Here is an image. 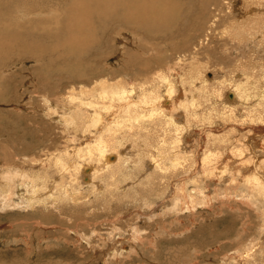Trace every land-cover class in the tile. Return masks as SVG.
Segmentation results:
<instances>
[{
	"label": "rangeland",
	"instance_id": "374dc122",
	"mask_svg": "<svg viewBox=\"0 0 264 264\" xmlns=\"http://www.w3.org/2000/svg\"><path fill=\"white\" fill-rule=\"evenodd\" d=\"M234 1H236V0H233L232 2H234ZM70 2H71V0H42V6L40 5V7H41L42 13H43V15L41 16V18L44 21V22H42L44 24L43 30H46V29L54 26V25H52V24H54L52 22V17H56L60 14H63L64 10H65L64 12H67L69 9L66 7V5ZM238 3H239V1H238ZM262 3H264V0H262ZM56 5H57V7H56ZM238 5L239 4H237V7L240 6V5L239 6ZM240 7L242 8V10L243 9L245 10L244 6L243 7L240 6ZM234 10H235V8H234ZM58 12H59V14L57 15ZM237 13L239 14L240 11H238ZM260 16H261L260 19L258 18V20H257V23H258L257 25H258V27H260V29H254L253 27L251 29V32H253V34L255 32H257V34H258V35L257 34L254 35V37H253L254 44L252 46H250L251 48H247V51L249 49H251L252 51L251 50H249L248 52L246 51V53H248L249 56L252 57V59H253V55H254L253 60H255V61H258V60L264 61V38H263L264 37V30H263L264 29V14H262ZM62 18H64V15L62 16ZM262 30H263V32H262ZM180 31H181V27L178 26L177 28H170L168 30L162 31L161 33L159 32L161 35L162 34L163 35H168V34L170 35L171 34L170 36H172V34L177 33V36H175V38H174L175 47L173 45L171 47H169L167 45V42L165 41L166 45L165 44H159V45H163V46L168 47V48L162 49L163 53L161 52L162 50H160L161 53L155 52L154 54H147V55L144 54L145 52L143 51L142 44L143 45L151 44L153 42V41H151V39L152 40L155 39L154 37L159 34L158 32L153 34V35L149 33V36H147V34H146L143 41H142V39L140 40V42L142 44L139 43V46L137 45L138 41L136 39H134L133 36L130 37L129 35H124L123 38L120 36H119L120 37L119 38L117 35H115V36L113 35V36H110L109 38H105V39H102V37H101V39H99L101 42V45H103L104 42L105 43H104L103 47L102 46L100 47L99 50L101 51L100 52L101 54L104 53V56H103L104 58L103 57L100 58L101 62H98L97 65L99 67H101L103 71H104V66L101 65V64H104L103 62H105V64H104L105 66L108 64V66L110 68H113V71L116 69H120L121 68V59H124L122 57L123 56L126 57V55L129 56V53H130V51L132 53V50L136 51L135 54L137 53V55L139 56V58L141 60L143 58H148L149 55L151 57H154V55H156L155 57H159V55H160V57H165L168 54V56H166V57L171 58V59L168 58L171 61L170 66H172V65L175 66L174 63L177 64L178 62L182 63V64L184 63L183 65L177 64L180 66L189 65L191 63L190 61H187V62L181 61V60H179L178 55L175 54V56H174V53H173L174 52L173 50L175 48H177V49H175V51L179 50L180 47L184 44V43H182V42H184V35L181 37V35L179 34ZM101 35L102 34H99V36H101ZM150 35L152 38L150 37ZM262 35H263V37H262ZM222 36L223 37L218 36L216 38L214 36L213 39H212V37H211V39L207 38V40H205V42L203 43L204 45H202V47H207L213 42L217 43L216 47L214 46V43H213V45L211 44L212 45L211 48H213L212 50H210V51H212L211 53H206V52L205 53H199L197 56V59L199 60L198 65L202 64V69L204 66H206L205 69L207 72H205L206 75L204 74V77L206 76L205 77L206 79H211V78L213 79L214 74L219 75L220 73H222L221 75H223L225 71H226V73H225L226 75H228L229 77L232 76L231 78H235L237 76V73L232 74V72H230L229 70L223 69V65H218L216 63V56H220L218 54L222 50V49L219 50V48L222 47L221 45H223V42L225 40H228V41L230 40L226 36H224V35H222ZM258 36H260V37H258ZM60 37H61V35L59 36V38ZM111 37H113V40ZM114 37H116V38H114ZM178 37L180 39H178ZM52 38H50V37L46 38L45 37L44 41H42V43L44 44V49H45L44 53L42 54L43 55L42 61H38V63H37V62H33V61L27 59L26 60L27 63H22V65H20V66H14L13 67V65H11V64H5V65H3L4 67H2L0 70V78H1V82H0V118H1V120H2V118H6V119L8 118L7 120L10 121L11 123H13V125L18 123V124H20V127H22L24 124H27L26 125L27 128L24 129L23 133H21L22 131L12 129L13 134H11L9 128H11V127L14 128L13 125L11 127H7L8 132L3 131V133H0V139H1L0 141L5 140L3 143L8 141V142H6L7 147L5 149H2L3 151L1 150L3 155L0 153V173L3 170L2 171L3 173L0 174V177H3V176L5 177L8 175H11L10 172H12L14 174V176L17 177V178L14 177L13 179H15V181L21 180V181H19L20 183H22V180H24L26 177H27L25 179L26 181H23V183L27 182V179L29 180L30 177L37 176L36 174H38L41 177L43 174V176L46 177V179L48 180L47 181L45 179L42 182L43 179L41 180V178L40 179L38 178L40 180L38 183H40V184H39V186H37L35 188H38V190L40 189L42 195H43V192H45V193L43 195V199H41L42 197L40 198L42 200L41 203L40 202L36 203L37 205L34 204L35 207L32 206L34 209L32 207L30 208V206L26 207V205H29L31 203L29 201L28 202L26 201L25 202L26 204H25L23 201H21L19 199V196L23 195L24 192H25L24 195L28 194L27 196H29V195L33 196V190L35 188L32 189L30 187H27L28 188L27 189V188L22 187V186H21V188H18L15 186L14 183L11 184L12 188L16 187L15 189L13 188V194L14 193L15 194L13 196L10 195L8 198V201H7L8 205L9 204L10 205L12 204V205L11 206L2 205L3 207L2 206L0 207L1 208V210H0V264H242V262H243V264H264V210H263L264 209V200H262L263 201L262 203H258L255 199H253L251 201H256L255 202L256 204L254 203L256 206H254V207L251 206L248 208L249 202L247 201L246 195L249 193V191H248L249 188L246 187L245 183L244 182L242 183V181H238V180L234 181L233 176L235 178L236 177L239 178V175L236 173H233L232 171H230V173H229V169H227L229 167L228 166L229 163L231 162V160H233V157L238 156L237 152H236L238 144L235 145L234 140L236 141L237 139H243L244 135L247 137H249L248 135H251L250 137L254 136L252 143L255 145V147L253 148L250 146V148H251L252 152H254V153H252V156L250 155V157L247 154L246 160H247V162L249 161L250 163L253 161L255 162L256 160L259 162V164L261 162L260 165H262V166H261L260 172H262L261 175H263V172H264V167H263L264 166V164H263L264 163L263 162L264 154L262 155V153H264V146H263L264 145V136H263L264 132L261 130H258V127H260V126H256L254 124H248L249 119L245 118V117H244V119L242 117H238V119L241 122L238 121V119L237 120H231L227 117L224 118V115L219 114L218 111H213L212 106L214 104L212 105V101L215 100L214 98L212 99V101H210V103H208L209 97H207V96L205 98L202 97L199 100H200V103H201V106L203 107V109H201L202 107L200 106L201 111L199 110L198 114H200L199 112H201L202 117L204 116L203 118L204 119L206 118L205 120L203 119V121H201L202 117H200V115H199V118H200L199 120L198 119L196 120L195 118L194 119L191 118L190 119L191 121L186 122L187 120H185V118L182 117V115H181V113H183L182 112L183 110L181 109V107L179 108V110L172 111V115H174L175 119L178 116V118L176 120L178 122L181 121L180 123L183 125L181 127H185V124L187 123L186 129L187 130L189 129V130L187 131L185 129V131H183V133H182L183 136L181 135V137H180L181 143L179 142L178 143L179 145L177 144L176 150H173V152L174 151L175 152L173 154L171 153V155H169V157H171L172 155H174V156L177 155L178 157L180 156L181 160L187 158L191 162V159L193 156L194 161L197 160L198 162H201V165H202V161L206 158V155L203 154L204 151L206 150L205 148H208V147L214 148V146L218 145V146L223 148V151H222L223 153L221 152V154H223L222 157H225V159L227 158V160H225L224 164L222 165V168L223 169L225 168L224 170L222 169V172L218 173V171H220V170L218 169L217 164H216V166L213 165L210 167L212 169L209 171L210 172L213 171L211 173L212 175L207 170H204L202 168V166H200V165H199L200 169L201 168L203 169V170L199 169L200 171H195L193 169L194 166H193V168H192V166H190L181 172H179V171L177 172V170H176L174 172V175L168 174L166 176V178H164L165 179L164 180L163 178H159V177H161V174H160L161 172H158L156 170L157 164H155L154 162H153L154 163L153 164L152 160L149 157H147L142 162L143 166L141 164H138V161L136 160V157H135V155L138 153L137 149H135L136 148L135 144L139 143V142L134 139V136L131 137L130 135H123V137L126 138L125 142H123L121 144L120 148L118 147L119 149L115 148L116 152H119L121 159H119V160L116 159V160L110 162V163L115 162L116 166H114L110 169H102L101 167H99V163H98L99 161L97 162L95 160L92 163L89 160L91 164H88V165L92 166L91 173L89 174L91 180L89 182H87L85 180L82 181L83 176H86V174H84V172H82V178H80V183L79 184L73 183L72 185H69V183H68L69 173L66 172L65 170L60 169V167L55 166L51 161L49 162V159L51 157H53V155H56L59 152L65 151L67 148L68 149L70 148V150L72 149V151L74 152V149L71 148L74 142H76L79 145L77 148H82V150L87 149V150H84L83 154H85L92 147L94 141L97 142L98 140H101L104 137H105L104 139H107L109 131H107L106 128H108V127H106L105 124H107L109 122V120L113 119L115 116L110 117L108 115L109 113L107 114V112H105L103 110V108L102 109L100 108V107H102V106H100L102 103L98 104V101H100V100H98L99 96L96 99H92V96H90L91 97V99H90V97L88 96L89 99L87 102L93 103L92 105L90 103V106H92V108H90V106L83 108V111L85 110L86 112L83 114V111H82V115L86 116V117H82L81 114L78 113L81 116V118L77 121V125H80L83 127L81 128L80 126H78L80 128L76 129L77 133L75 132L72 134H71L72 128H70V127L65 128V126L63 125V122L60 121L61 114H62V116H66V113H67V116H68V114L70 113V117H71L73 111L71 113V110H65V108L73 109L72 108L73 106H71L72 105V102H71L72 101L71 100L72 99V97H71L72 86L77 88V85L80 82L79 83L78 82L73 83L72 80H70V79L66 80L67 79L66 73H68L72 69L71 66L69 65V63H72L73 60L75 61V57L73 59L70 56L66 57L64 55V52L66 53V51H65V48L63 46L53 45V43L57 40L55 38H58V37H55L54 39H52ZM119 39H121V41ZM110 40L113 41L112 45L110 43ZM132 42L136 45H134ZM218 42H220V43H218ZM176 43H178V44H176ZM131 44H132V46H131ZM52 46L53 47L56 46V48L53 49ZM104 46H106L105 49H104ZM111 47H113V48H111ZM125 47H126V51H125ZM178 47H179V49H178ZM232 47H235V46H232ZM128 48H129V50H128ZM169 48H171V49H169ZM101 49H103L104 51H102ZM158 49H160V48L158 47ZM119 50H120V52H119ZM98 51L96 50V52H94L92 54V56L99 55ZM108 52L110 54H106ZM125 52H126V54H125ZM164 52H165V54H164ZM249 52H252V53H249ZM253 52L256 54H253ZM227 53L229 54V52H227ZM105 54L107 56H105ZM214 55H215V57H214ZM176 57H178V59ZM256 57H258L259 59H256ZM175 58H176V60H179V61L175 62L176 61ZM89 59L90 58H86V61H89ZM103 59H107V60L103 61ZM141 60H139V62ZM188 62H189V64H188ZM224 67H225V65H224ZM188 69H189V67H187V70ZM203 71H205V70L203 69ZM128 75H129V77H128ZM128 75L122 74L119 77L122 79V81H123L122 83L124 85H131L132 86V84H129V83H131V80H132L131 79V77H132L131 73H128ZM260 75H261V73H258L257 78H259ZM9 77H10V79H9ZM119 77L116 75L113 76V78H115V79H119ZM24 79H25V81H24ZM240 79H243V77H241ZM34 80H35V82H34ZM30 81H31V84L29 83ZM20 82H21V84H20ZM115 82L116 81L113 80V83H115ZM134 82L132 81L133 84H139L140 83L138 81L135 83ZM144 82H145V80H144ZM16 83H17V85H16ZM23 83L24 84L26 83V84L24 85ZM22 84H23V86H20ZM32 84H34V85H32ZM25 86L29 90L26 89ZM30 86H32V87H30ZM131 86H129V87H131ZM7 87L8 88L10 87V90H8V89L6 90ZM48 87H50L49 88L50 90H48ZM19 90L21 91V93L19 92ZM26 90H28V91H26ZM54 90H57V91H54ZM58 90H60L61 92ZM70 90H71V92H69ZM210 90L212 92H210ZM185 91L183 94L184 95L183 98H186V97L189 98L190 96H191L190 98H192L193 95L197 94L194 92H192V94H191L190 90L188 91L187 89H185ZM207 91H208V94L210 95V94L214 93L215 89L213 91L212 89L208 88ZM46 92H47V94H46ZM223 92L225 93V91H223ZM223 92H222L223 96H221V98L218 97V100L223 99V101H224V99L226 98L225 94ZM66 93L70 94V95H67ZM186 93L187 94L189 93V95H186ZM38 94H40L41 96L40 95L38 96ZM59 94H61L62 96L63 95L65 96V94H66L68 98H66V96L62 97ZM31 97H32V99H30ZM44 97H46V98H44ZM47 97L50 99L48 100ZM43 98H44L45 102L43 101V103H42L41 100H43ZM53 98L54 99L56 98V99L54 100ZM29 99L31 100V102L29 101ZM57 99L59 101H62V100L63 101L62 102L58 101L59 102L58 103V102H56ZM255 100H256V98H255ZM22 101L26 104L24 107L22 106L24 104H22V105L20 104ZM64 101H65V103L67 102L69 104H65ZM205 101H207V102H205ZM94 102L96 104H98L100 107L98 105H96ZM35 103H36V105H34ZM104 103L106 104L107 102H104ZM229 104H231V103H229ZM40 105H41V107H40ZM203 105H205V107ZM48 106L50 108H48ZM51 106H52V108H51ZM94 106H97L96 107L97 109L94 108L95 111L96 110L98 111L99 109H101V110H99L98 112L96 111V113H95V111L93 109ZM209 107L211 110L209 109ZM36 108H38V109L36 110ZM46 108H48V109H46ZM63 108H64V110L62 111L61 109H63ZM205 108L208 112H206ZM26 109H28V110H26ZM239 109H240V107L237 106L236 111L238 112ZM91 110L93 113L91 112ZM113 110H114L113 113H115V108H113ZM204 110H205V112H204ZM34 111H38L39 113L38 112L34 113ZM57 111H58V113L56 114ZM176 111H178V112H176ZM18 112L21 115H19ZM31 112H33V114H31ZM87 112H88V114H91V115L104 113L103 114V120H102L104 122H102L101 125L94 126L92 124V120L88 117V114L86 115ZM58 114H60V115H58ZM179 116H181V117H179ZM107 119H109V120H107ZM179 119H181V120H179ZM56 120H57V123H56ZM243 120H245L244 121L245 123L243 122ZM220 121H222V122H220ZM191 122H193V123H191ZM209 122H211L210 123L211 125L209 124ZM234 123H236V124L234 125ZM242 123H244V124H242ZM83 124H85V125H83ZM86 124H87V126H86ZM231 124H232V126H231ZM89 125H90V128L88 127ZM109 125L110 124L108 123V126ZM195 125H196V127H195ZM224 125H226L227 127ZM261 125H262L261 126V128H262L263 124H261ZM99 126H101V127H99ZM96 127H97V129H96ZM213 127L214 128L216 127V128L214 129ZM233 127L236 129H234ZM254 127L257 128V130H254ZM1 128L6 129L5 127L2 126V124H1ZM102 128L105 130H103ZM211 128L214 130H212ZM82 129L83 130L85 129L87 131V133H85L86 131L83 132ZM197 129H199V130H197ZM221 129H223V130H221ZM19 130H20V128H19ZM68 130H70V131H68ZM79 130H81V131H79ZM95 130H97V131H95ZM102 130H103V132H102ZM209 130L215 132V134H210ZM91 131H93V132H91ZM225 131H226V133H225ZM256 131H257V134H256ZM68 132H69V134H68ZM94 132H96L95 134L98 133L97 136L94 134ZM242 132H243V134H242ZM253 132L255 133V135ZM90 133H93V134H91L93 136L95 135L94 138H93V136L90 135ZM187 134H189V135H187ZM218 134H219V137L222 138L221 141L215 142V141L211 140L210 136H216ZM68 135H70V136H68ZM83 135H84V137H83ZM86 135H88V136H86ZM103 135H105V136H103ZM21 136H23V137L21 138ZM51 136H52V138H51ZM44 137L47 139L45 140ZM201 137H204V138L208 137V138H205V141H203V142H205V144L206 143L207 144L204 147V151L202 150L203 153L201 152L202 156H201V153L198 152L199 150H197V149H199V145L201 146L203 143V142H201ZM234 137H237V138H234ZM250 137H249V139H250ZM91 138L94 139V141ZM124 138H123V140H124ZM223 138H225V139H223ZM42 139H43V141H42ZM85 139L87 141H89L88 144H87V141H85ZM96 139H97V141H96ZM131 139H132V141H131ZM133 139L136 142H134ZM187 139H188V141H187ZM21 140L24 144L21 142ZM199 140H200V142H199ZM12 141H14L15 143ZM46 141H47V143H46ZM259 141H261V142H259ZM31 142H32V144H31ZM196 142L199 144H197ZM212 142H215V144L213 143L214 144L213 145ZM50 143H51V145H50ZM69 143L72 145L70 146ZM11 144H12V146H11ZM27 144H29V145H27ZM54 144H56V145H54ZM259 144H261L262 146ZM40 145H43V146H40ZM115 145L116 144H114V146ZM27 146L29 148H27ZM36 147H38V148L36 149ZM183 147H185L186 149ZM233 147L235 148V150ZM9 148H10V150H8ZM19 149H20V151H19ZM179 149H180V151H179ZM45 150H47V151H45ZM10 151L12 152V154ZM42 151H43V153H41L42 155L40 156L39 152H42ZM184 151H185V153H184ZM218 151H220L219 148H217L216 152H218ZM230 151H232V153ZM23 152L25 154H22ZM8 153H10V154L7 155ZM34 153H36V155H34ZM49 153H50V155H49ZM185 154L187 156H185ZM254 154H255V156H254ZM257 154H258V156H256ZM4 155L8 159V163L10 162L9 165L4 164V161H6V160H4L5 159ZM227 155L231 159L229 157H227ZM259 155H260V158H259ZM8 156H10V157H8ZM27 156H29V157H27ZM44 156L45 157L47 156V157L45 158ZM197 156H198V158H197ZM199 156L203 157V158H200ZM261 156H262V158H261ZM40 157H43V158L40 159ZM38 158H39V160H38ZM10 159L13 160L14 162L11 161ZM32 159L34 160V162H32L33 161ZM42 159H44L43 160L44 163L38 162L40 160L42 161ZM23 160H27V161H25L26 163L24 162L25 164H23ZM47 160H48V162H47ZM129 160L132 164L129 162ZM79 161L82 162V160H80V159H79ZM12 162H13V164H12ZM15 163H18L19 165L15 164ZM29 163H31V164L29 165ZM39 163H41V164H39ZM48 163L50 165L49 166L50 168L53 167V168H51L52 170H50V168L47 166ZM33 164H35V165H33ZM65 164H66V161H65ZM97 164H98V166H97ZM12 165L15 167H13ZM20 165L21 166L23 165V166L21 167ZM118 166L120 169L118 168ZM7 167H11V168H7ZM16 167H18V168H16ZM23 167L25 169H22ZM31 167H32V169H31ZM44 167L47 168L48 170L44 169ZM4 168L6 169L7 172H5ZM57 168L59 170H57ZM86 168L87 167H85V169ZM190 168L193 170L191 171ZM216 168L218 170L217 172H216ZM34 170H35V172H34ZM114 170H117V171H114ZM38 171H39V173H37ZM16 172L21 174V175H24L26 173V177L19 176V174L17 175ZM33 172L35 174H33ZM42 172H44V173L46 172V174L44 175V173H42ZM185 172H187L189 174V176H187L188 174ZM40 173H42V174H40ZM183 173H184V175H183ZM13 174L11 176H13ZM27 174H29V176ZM73 175L74 174H72V176ZM48 176H50V177H48ZM175 176H177V177L180 176V179L176 178ZM20 177H23L24 179L20 178ZM65 177H67V178H65ZM188 177H190L191 179ZM148 178H149V180H148ZM170 178H172V179H170ZM182 178L185 181H181ZM187 178H188V180L190 179L189 181H191V182H189L187 180ZM72 179H73V177H72ZM175 179H177V180H175ZM195 179H197V180H195ZM56 181H57V183H56ZM232 181H234V182H232ZM61 182L65 183V185L67 184V189H68L69 193L66 194V192L65 193L61 192L62 193L61 194L58 189H55L56 187L61 185ZM76 182L78 183V181H76ZM38 183H37V185H38ZM52 183H53V186H52ZM177 186H179L181 188L183 187L182 190L180 188H178ZM184 186H185V188H184ZM171 187H173V189ZM174 188H176V189H174ZM193 188H194V190L195 189L196 190L194 191ZM30 189H31V192H30ZM14 190L15 191L17 190V192H15ZM18 191H19V193H21L20 195H19ZM171 192H173L174 194ZM17 194H18V196H17ZM50 194H51V196H50ZM55 194L57 196L58 195H60V196L62 195V196H61V198L59 196L58 198H60V199H58V198H56ZM46 195L47 196L49 195L50 197L49 196L46 197ZM15 197H17V198H15ZM13 198L15 199L16 202L14 201ZM10 199H12L13 201L11 200V202H10ZM48 199H50L51 201ZM54 199H56V201H53ZM44 201L47 205H45ZM243 202H245V204ZM158 204L161 205V207ZM157 206H158V209H156V210L153 209ZM36 207H38V208H36ZM39 209H40L41 213H40ZM43 211L44 212L47 211L48 217L46 215V212L43 213ZM145 212H147V213L145 214ZM154 212H155V215H154ZM147 215H148V218H147ZM75 218H79V221L75 220ZM80 219L82 220V222L84 221V223H86L87 227L86 226L83 228L81 226L79 227ZM36 220H38V221L40 220V222L44 226H46V225H49V226L45 230H42V228L41 229L39 228L40 226H38V227L36 226V224L41 225V224H39L40 222H35ZM62 220H64V221L62 222ZM43 225H41V226L43 227ZM72 226H74V227H72ZM75 226H77V227H75ZM55 227H57V228H55ZM134 236H135V238H134ZM93 237H94V239L97 238V240H94ZM98 240L101 241L103 244L101 243L99 245L97 242L94 243V241H98ZM99 248H101V249H99ZM102 248L104 249V251H102L103 250ZM112 248L116 251L114 252ZM120 248H121V250H120ZM250 250H252L251 253H249ZM96 252H97V254H96ZM104 252H105V254H104ZM246 252L248 254L247 256H245ZM245 258L247 259L246 262L243 261V260H245Z\"/></svg>",
	"mask_w": 264,
	"mask_h": 264
},
{
	"label": "bare ground",
	"instance_id": "6f19581e",
	"mask_svg": "<svg viewBox=\"0 0 264 264\" xmlns=\"http://www.w3.org/2000/svg\"><path fill=\"white\" fill-rule=\"evenodd\" d=\"M232 1L233 0H71V2L66 5V7L69 10L67 12H64L65 11L64 10L63 14H60V15H58L59 14V12H58L57 13L58 16L52 17V22L54 23L52 25H54V26L51 28H48L46 30H43L44 24L42 22H44V21L41 18L43 13H42V9L40 7V5L42 6V0H0V70L2 67H4L3 65H5V64H11V65H13V67L14 66H20V65H22V63H27L26 62L27 59H29L33 62H37V63H38V61H42V58H43L42 54L44 53V50H45L44 44L42 43V41H44L45 37L46 38L47 37H50V38L53 37L52 39H54L55 37H58V38H55L57 40L53 43V45L63 46L65 48V51H66V53L64 52V55L66 57L70 56V57H72V59L75 57V61L73 60L72 63H69V65L72 68L71 69L72 71L70 70L68 73H66L67 74L66 80L70 79V80H72L73 83H77V82L79 83L80 82L77 85V88L72 86V94H71L72 105L71 106H73L72 107L73 109L65 108V110H71V113L73 111L71 117H70L69 112H68L69 113L68 116L66 113L67 117L62 116V114H61L60 121L63 122V125L65 126V128H69V127L72 128V132H71V134H72V133L76 132L77 128L83 127V126L77 125V121L81 118V116L86 117V116L82 115V111H83V108L90 106L91 102L90 103L87 102L89 99L88 96L89 97L92 96V99H96L99 96L98 100H100V101H98V104L99 103L103 104L104 102H107V103L106 104L104 103L103 105L101 104L100 106H102V107H100L98 104H96L97 102L95 100L94 101L96 103L95 102L94 103L96 105H98L101 109L103 108V110L105 112H107V114L109 113L108 115L110 117L115 116L111 120L107 119V120H109V122H108L110 124L109 126H108L107 122H106L107 124L104 123L105 126L108 127V128H106L107 131H109L107 139H104L105 138L104 137L98 141L96 139L97 142H95L94 139L91 138L94 141V143H93L92 147L87 152L85 151L86 152L85 154H83L84 150H87V149L82 150V148H77L79 145L76 142H74L73 145L69 143L70 146L72 145L71 148L74 149V152L72 151V149L70 150V148L69 149L67 148L65 151L59 152L57 154L55 153L56 155H53V157H51L49 159V162L51 161L55 166H58V167H60V169L65 170L66 172L69 173V178H68L69 179V181H68L69 185H72L73 183L79 184L80 178H82V172H84V174H86V176H83L82 181L85 180V181L89 182L91 180L89 174L91 173L92 166L88 165V164H91L90 161L92 163L95 160L97 162L99 161L98 162L99 167H101L102 169H110V168L116 166L115 162L114 163H110V162H112L116 159H118V160L121 159L119 152H116L115 148H118V147L120 148L121 144L123 142H125L126 138H124L123 135H130L131 137L134 136V139L139 142V143L135 144L136 145L135 149H137V151H138V153L135 155L136 160L138 161V164L142 165V162L147 157H149L152 160V163L154 162L155 164H157L156 165L157 168L155 167L156 170L158 172H161L160 173L161 177L158 176L159 178L164 179V178H166V176L168 174L174 175V172L176 170H177V172L178 171L181 172L190 166H192V168L194 166L193 169L195 171H200V170L204 169V170H207L208 172H210L209 170L212 169L210 167L213 165L216 166V164H217L218 165L217 167L220 171H218L216 168V172L217 171H218V173L222 172V169H223L222 165L224 164L225 160H227V158L225 159V157H222L223 154H221V152L223 151V148L217 145V146H214V148L213 147L205 148L206 150L204 151V147L207 143L205 144V142H203V141H205V138L209 137L208 136L209 134L207 135L208 137H205V138L201 137V142H203V143L201 146L199 145V149H197V150H199L198 152H200V153L203 150L204 153L203 152L202 153L204 155H206V158L204 157L205 159L202 161V165H201V162H198L197 160L194 161L193 156H192L191 162L187 158L181 160L180 156L178 157L177 155H175V156L172 155L173 157L172 156L169 157V155H171V153L173 154L175 152V151L173 152V150H176L177 144L181 141L180 137H181L183 131H185V129L187 128L186 127L187 123L185 124V127H181V126H183L180 123L181 121L178 122L176 120L178 118V116L175 119L174 115H172V111L179 110V108L181 107V109L183 110V111L181 110L183 112V113H181V115H182V117L185 118V120H187L186 122L191 121L190 120L191 118H193V119L195 118L196 120L197 119L199 120L200 119L199 115H200V117H202L201 112H199L200 114H198V111L202 107L199 99H201L202 97H204V98L206 96L209 97L208 103H210V101H212V99L214 98L215 99V100H213L214 102L212 101V105L214 104L212 106L213 107L212 109H213V111H218L219 114L224 115V118L227 117L231 120H237L238 117H242L243 119H244V117L248 118L249 119L248 124H254L256 126H260V127H258V130H261L264 132V118H263L264 117V61L253 60L254 59L253 54H256L254 52L252 54L253 59H252V57L249 56L248 53H246L247 48H251L250 46H252L254 44L253 37H254V35L257 34V32H255L254 34H253V32H251L252 27L254 29H260V27H258V25H257L258 24L257 20H258V18L260 19V17H261L260 15L264 14V3H262V0H236L234 2H232ZM238 1H239V3H238ZM237 4H239L242 7L244 6L245 10L243 9L244 10L243 11L239 5H238L239 7H237ZM56 7H57V5H56ZM234 8H235V10H234ZM238 11H240L239 14L237 13ZM63 15H64V18H62ZM178 26L181 27V31L179 32V34L181 35V37L184 35V42H182L184 44L180 47V49L178 47L179 50L175 51V49H177V48H175V49L173 48L174 50L173 49L172 50L174 52L173 51L172 52L174 53V56H175V54L178 55L179 60L186 61V62L190 61L191 62L190 64L188 62L189 65L180 66L182 63L178 62L177 64H180V65H177L176 63H174L175 66H173V65L170 66L171 65V61H170L171 58L168 57V58H170V59H168L166 57V56H168V54L165 56L166 58L160 57V55L158 54L159 57H155L156 55H154V57H151L149 55L148 58H143L141 60L139 58V56L137 55V53L135 54V52H136L135 50L134 51L132 50V53L130 51L131 54L129 53V56L126 55V57H124V56L122 57L124 59H121V68L120 69H116L113 71V68H110L108 66V64L105 66L104 65L105 62H103L104 64H101L104 66V71H103L102 68L97 65L98 62H101L100 58H102L104 56V53L101 54L100 53L101 51L99 50L100 47L101 46L103 47V45L105 43L104 42L103 45H101V42L99 40V39H101V37H102V39H105V38H109L110 36L117 35L118 37L120 36L123 38L124 35H129L130 37L133 36L134 39H136L138 41L137 45L139 46V43L142 44L140 42V40L142 39V41H143L146 34H147V36H149V33L152 35L157 33V32L161 33L162 31L168 30L170 28H177ZM263 30H262V32H263ZM160 33L156 36L154 35L155 39H153V40L151 39V41H153L151 44H148V45L142 44L143 51L145 52L144 54H146V55L147 54H154L155 52H160V50H162L164 48H168L167 46L159 45V44H165L166 45V42H167V45L169 47H171L172 45L175 47L174 38H175V36H177V33L172 34V36H170L171 34L170 35L169 34L168 35H163V34L161 35ZM99 34H102V35L99 36ZM60 35H61V37L59 38ZM222 35L226 36L230 40L229 41L225 40L223 42V45H221L222 47L219 48V50L220 49H222V50L218 54L220 56H216V63L218 65H223V69L229 70L230 72H232V74L237 73V76L235 78H231L232 76L229 77L228 75L225 74L226 71L225 72L223 71L224 72L223 75H221L222 73H220L219 75H215L213 73L214 74L213 79L212 78L206 79L205 78L206 76L204 77L205 72H207L205 69L206 66L203 65L204 66L203 69L205 70V71H203L202 64L198 65L199 60L197 59V56L199 53H205V52L211 53L212 52L210 50L213 49V48H211V46L214 43L213 41H212L213 43H211L212 45L210 44L207 47H202V45H204L203 43L205 42V40H207V38L211 39V37H212V39H213L214 36H215V38L218 36L223 37ZM150 37H151V35H150ZM258 37H260V36H258ZM262 37H263V35H262ZM111 38L113 40V37H111ZM114 38H116V37H114ZM178 39H180V38L178 37ZM119 40L121 41V39H119ZM112 42L113 41L110 40L111 45H112ZM218 43H220V42H218ZM176 44H178V43H176ZM134 45H136V44H134ZM216 45H217V43L215 42L214 46L216 47ZM131 46H132V44H131ZM232 46H235V47H232ZM105 47L106 46H104V49H105ZM158 47L160 49H158ZM54 48H56V46H54L53 49ZM111 48H113V47H111ZM169 49H171V48H169ZM96 50L97 51L99 50L98 51L99 55L92 56V54L94 52H96ZM101 50L104 51L103 49H101ZM128 50H129V48H128ZM249 50H251V49H249ZM125 51H126V47H125ZM119 52H120V50H119ZM161 52L163 53V50ZM227 52H229V54ZM249 53H252V52H249ZM106 54H110V53L108 52ZM106 54H105V56H107ZM125 54H126V52H125ZM164 54H165V52H164ZM178 57H176V58L178 59ZM214 57H215V55H214ZM258 57H256V59H259ZM86 58H90L89 61H86ZM176 58H175V60H176ZM105 60H107V59H103V61H105ZM139 60H141V61L139 62ZM179 60H176L175 62H177ZM224 65H225V67H224ZM187 67H189L188 70H187ZM128 73H131V76H132L131 77V79H132L131 83H129V84H132V86L131 85H124L122 83L123 82L122 79L119 77L122 74L128 75ZM258 73H261L259 78H257ZM115 75L118 76L119 79L113 78V76H115ZM128 77H129V75H128ZM241 77H243V79H240ZM9 79H10V77H9ZM113 80H115L116 82L113 83ZM144 80H145V82H144ZM24 81H25V79H24ZM132 81L133 82L138 81L140 83L139 84H133ZM0 82H1V78H0ZM34 82H35V80H34ZM29 83L31 84V81ZM20 84H21V82H20ZM23 84L20 86H23ZM16 85H17V83H16ZM32 85H34V84H32ZM129 86H131V87H129ZM30 87H32V86H30ZM25 88L28 89L26 86H25ZM49 88L50 87H48V90H50ZM208 88L212 89L213 91L215 89L214 93L209 95L208 91H207ZM7 89L10 90V87L9 88L7 87L6 90ZM185 89H187L188 91L190 90L191 94H192V92L197 93V94L193 95L192 98H190L191 96L189 98L188 97L183 98L184 97L183 94H184ZM28 90H26V91H28ZM54 91H57V90H54ZM58 91H60V90H58ZM223 91H225V93ZM19 92L21 93L20 90H19ZM69 92H71V90ZM210 92H212V91L210 90ZM222 92L225 94V97H226V98L224 97L226 99V100L224 99V101H223V99L218 100V97L221 98V96H223ZM46 94H47V92H46ZM66 94H65V96H66V98H68L67 95H70V94H67V95ZM39 95L40 94H38V96ZM59 95H61V94H59ZM186 95H189V93L188 94L186 93ZM44 98H46V97H44ZM44 98H43V100H41L42 103L44 101ZM255 98H256V100H255ZM30 99H32V97ZM30 99H29V101L31 102ZM49 99L50 98H48V100ZM90 99H91V97H90ZM58 101L59 100L57 99L56 102H58ZM62 101H59V102H62ZM205 102H207V101H205ZM64 103H65V101H64ZM229 103H231V104H229ZM20 104L21 105L24 104V105H22L23 107L26 105L23 101ZM65 104H69V103L66 102ZM92 104L93 103H91V105ZM34 105H36V103ZM203 106L205 107V105H203ZM237 106L240 107V109L242 108L241 110L239 109L238 112L236 111ZM40 107H41V105H40ZM96 107L97 106H94L93 109ZM48 108H50V107L48 106ZM48 108H46V109H48ZM51 108H52V106H51ZM90 108H92V106H90ZM113 108H115V113H113L114 112ZM37 109L38 108H36V110ZM101 109H99V110H101ZM201 109H203V107ZM209 109H210V107H209ZM26 110H28V109H26ZM61 110L63 111L64 108ZM205 110H206V108H205ZM205 110H204V112H205ZM94 111H95V109H94ZM96 111H95V113H96ZM37 112L38 111H34V113H37ZM85 112L86 111L84 110L83 114ZM91 112H92V110H91ZM176 112H178V111H176ZM206 112H208V111L206 110ZM57 113H58V111L56 112V114ZM78 113H80L81 116ZM18 114L21 115L19 112H18ZM31 114H33V112H31ZM87 114H88V112L86 113V115ZM103 114L104 113H100V114H96V115L88 114V117L92 120V124L94 126H96V125H101L102 122H104V121H102L103 120ZM58 115H60V114H58ZM179 117H181V116H179ZM203 117L201 118V121H203V119H204ZM7 119L2 118V120H1V118H0V133H3V131L8 132L7 127H11L13 125V123L8 121ZM57 120H56V123H57ZM179 120H181V119H179ZM238 121H240V120L238 119ZM244 121L245 120H243V122ZM211 122H209V124ZM220 122H222V121H220ZM191 123H193V122H191ZM236 123H234V125ZM244 123H242V124H244ZM1 124L6 129H2ZM261 124H263L262 128H261V126H262ZM26 125L27 124H24L22 127H20V124L17 123L15 125H13L14 128H12V127L9 128L10 133L13 134L12 129L22 131L21 133H23L24 129L27 128ZM83 125H85V124H83ZM78 126H80V127H78ZM86 126H87V124H86ZM224 126H226V125H224ZM231 126H232V124H231ZM88 127L90 128V125ZM99 127H101V126H99ZM195 127H196V125H195ZM19 128H20V130H19ZM96 129H97V127H96ZM214 129H212V130H214ZM234 129H236V128H234ZM103 130H105V129H103ZM103 130H102V132H103ZM197 130H199V129H197ZM221 130H223V129H221ZM254 130H257V128L254 127ZM68 131H70V130H68ZM79 131H81V130H79ZM85 131L86 130L84 129L83 132H85ZM95 131H97V130H95ZM91 132H93V131H91ZM209 132H210V134H215V132H213V131L209 130ZM85 133H87V131ZM95 133L96 132H94V134ZM225 133H226V131H225ZM68 134H69V132H68ZM91 134H93V133H90V135ZM97 134H95V135L97 136ZM242 134H243V132H242ZM256 134H257V131H256ZM70 135H68V136H70ZM84 135H83V137H84ZM88 135H86V136H88ZM187 135H189V134H187ZM254 135H255V133H254ZM91 136H93V135H91ZM94 136H93V138H94ZM103 136H105V135H103ZM248 136L250 137L251 135H248ZM22 137L23 136H21V138ZM45 137H44V139L46 140L47 138H45ZM210 137H211V140H213L215 142H219L222 139L221 137H219V134L216 136H210ZM237 137H234V138H237ZM249 137L244 135L243 139H237L236 141L234 140L235 145L238 144L237 145V151H236L238 156L233 157V160H231V162L228 165L229 167L227 168V169H229V173H230V171H232L233 173H236L239 175V178H237V177L235 178L233 176L234 181L235 180L242 181V183L244 182L246 187L249 188V190H248L249 193L246 195L247 201L249 202L248 208L251 206H253V207L256 206L255 205L256 201L258 203H262L263 202L262 200H264V172H263V175H261L262 174V172H260L261 166H262V165H260L261 162L259 164V162L255 159L257 162L253 161L250 163L249 161L247 162V160H246L247 154L250 157V155L252 156V153H254V152H252L250 146L253 148L255 147V145L252 143L254 136L250 137V139H249ZM51 138H52V136H51ZM123 138H124V140H123ZM134 139H133V141H134ZM223 139H225V138H223ZM4 141L5 140L0 141V153L2 155H3V153L1 152V150L5 149L7 147L6 142H8V141H6L5 143H3ZM42 141H43V139H42ZM85 141H87V140L85 139ZM131 141H132V139H131ZM187 141H188V139H187ZM12 142H14V141H12ZM21 142H22V140H21ZM134 142H136V141H134ZM199 142H200V140H199ZM215 142H212V144L213 143L215 144ZM259 142H261V141H259ZM46 143H47V141H46ZM88 143H89V141H87V144ZM31 144H32V142H31ZM56 144H54V145H56ZM114 144H116V145L114 146ZM197 144H199V143H197ZM27 145H29V144H27ZM50 145H51V143H50ZM259 145H261V144H259ZM11 146H12V144H11ZM40 146H43V145H40ZM27 148H29V147L27 146ZM37 148L38 147H36V149ZM183 148H185V147H183ZM217 148H219L220 151L216 152ZM8 150H10V148ZM234 150H235V148H234ZM19 151H20V149H19ZM45 151H47V150H45ZM179 151H180V149H179ZM232 151H230V152L232 153ZM39 153L41 156L42 155L41 153H43V151L39 152ZM184 153H185V151H184ZM202 153H201V156H202ZM9 154L10 153H8L7 155H9ZM11 154H12V152H11ZM22 154H25V153L23 152ZM263 154L264 153H262V155ZM34 155H36V153H34ZM49 155H50V153H49ZM228 155H227V157H229ZM185 156H187V155L185 154ZM254 156H255V154H254ZM256 156H258V154ZM8 157H10V156H8ZM27 157H29V156H27ZM4 158H5L4 160H6V161H4V164L9 165L10 162L8 163V159L5 157V155H4ZM41 158H43V157H40V159ZM197 158H198V156H197ZM200 158H203V157H200ZM259 158H260V155H259ZM261 158H262V156H261ZM79 159L82 160V162H80ZM38 160H39V158H38ZM43 160L44 159H42V161L40 160L38 162L42 163ZM11 161H13V160H11ZM25 161H27V160H23V164L26 163ZM65 161H66V164H65ZM13 162H12V164H13ZM32 162H34V160ZM47 162H48V160H47ZM129 162H130V160H129ZM263 162H264V160H263ZM41 163H39V164H41ZM15 164L19 165L18 163H15ZM30 164L31 163H29V165ZM33 165H35V164H33ZM199 165L202 166L203 169L202 168L200 169ZM47 166L48 167L50 166L49 163ZM84 166L87 168L85 169ZM97 166H98V164H97ZM13 167H15V166H13ZM45 167H44V169L48 170ZM7 168H11V167H7ZM16 168H18V167H16ZM51 168H53V167H51ZM51 168H50V170H52ZM118 168H119V166H118ZM22 169H25V168L23 167ZM31 169H32V167H31ZM193 169H191V171ZM57 170H59V169L57 168ZM2 171L0 174L3 173ZM39 171L37 173H39ZM114 171H117V170H114ZM5 172H7L6 169H5ZM34 172H35V170H34ZM34 172H33V174H35ZM212 172L213 171H211L210 174ZM10 173H11V175L13 174L12 172H10ZM42 173H44V172H42ZM42 173H40V174H42ZM185 173H187V172H185ZM16 174L18 175L19 173L16 172ZM45 174H46V172L44 173V175ZM72 174H74V175L72 176ZM11 175H8L5 177L4 176L0 177V207L2 205H4V206H11L12 205V204L8 205V202H7L9 196L10 195L13 196L15 194V193L13 194V188L14 187L12 188V185H11L12 183H14L15 186L18 188H21V186H22L25 188L30 187L33 189V188L39 186L40 183H38V182L40 181L39 180L40 178H41V180L43 179L42 182L46 179V177H44L43 174H42V177L39 176L38 174H36L37 176L30 177L31 179L29 178V180L27 179V182L23 183V181H26L25 179L27 178L26 173H25L24 174L25 176L19 174V176L26 177L25 179L23 177H20V178L24 179V180H22V183H20L19 181H21V180L15 181V179H13L15 177L14 174H13V176H11ZM27 175L29 176V174H27ZM183 175H184V173H183ZM187 176H189V174ZM48 177H50V176H48ZM72 177H73V179H72ZM175 177L180 179V176L179 177L175 176ZM190 177H188V178H190ZM15 178H17V177H15ZM65 178H67V177H65ZM188 178H187V180H188ZM170 179H172V178H170ZM148 180H149V178H148ZM175 180H177V179H175ZM195 180H197V179H195ZM76 181H78V183ZM181 181H185V180L182 178ZM234 181H232V182H234ZM62 182H61V185H59L55 189H58L60 191V193L61 192L62 193L66 192V194L69 193L68 189H67V184L65 185V183H62ZM189 182H191V181H189ZM37 183H38V185H37ZM56 183H57V181H56ZM52 186H53V183H52ZM185 186H184V188H185ZM177 187L180 188L181 190L183 188V187L181 188L179 186H177ZM171 188L173 189V187H171ZM174 189H176V188H174ZM17 190L16 191L14 190V191L17 192ZM193 190H194V188H193ZM30 192H31V189H30ZM18 193H19V191H18ZM24 193H23V195H20L21 193H19V195H20L19 199L21 201H23L24 203L26 201L27 202L29 201L31 204L26 205V207L30 206V208H31L32 206H34V204L37 205L36 203H39V202L41 203V201H42L41 199H43V195L45 192H43V195H42L40 189L38 190V188H35L33 190V196H30V195L27 196L28 194L24 195ZM171 193H173V192H171ZM51 194H50V196H51ZM17 196H18V194H17ZM48 196L46 195V197H48ZM59 196L60 195H58V196L56 195V198H58ZM61 196H60V198H61ZM15 198H17V197H15ZM60 198H58V199H60ZM253 199H255L256 201H251ZM11 200L12 199H10V202H11ZM48 200H50V199H48ZM14 201H15V199H14ZM53 201H56V199H54ZM44 203H45V201H44ZM243 203L245 204V202H243ZM45 205H47V204L45 203ZM159 206L161 207V205H159ZM36 208H38V207H36ZM40 209H39V211H40ZM153 209H155V210L158 209V206L153 208ZM0 210H1V208H0ZM45 212L47 215V211H45ZM45 212L43 211V213H45ZM40 213H41V211H40ZM146 213L147 212H145V214ZM148 215H147V218H148ZM154 215H155V212H154ZM47 217H48V215H47ZM75 220L79 221V218H75ZM63 221L64 220H62V222ZM35 222H40V220L39 221L36 220ZM39 224L43 225L41 222ZM41 225L36 224V226L37 227L40 226L39 228L40 229L42 228V230H45L49 226V225H46V226L43 225V227H42ZM80 226L82 228L86 226V223H84V221L82 222L81 219H80L79 227ZM72 227H74V226H72ZM75 227H77V226H75ZM55 228H57V227H55ZM134 238H135V236H134ZM93 239H94V237H93ZM94 240H97V238ZM95 242H97L99 245L102 243L99 240L94 241V243ZM99 249H101V248H99ZM120 250H121V248H120ZM102 251H104V249ZM113 251L115 252L116 250L113 249ZM251 251L252 250H250V252L249 251L248 252L251 253ZM96 254H97V252H96ZM104 254H105V252H104ZM247 255L248 254L246 252L245 256H247ZM246 258L243 261L246 262V260H247ZM242 264H243V262H242Z\"/></svg>",
	"mask_w": 264,
	"mask_h": 264
}]
</instances>
